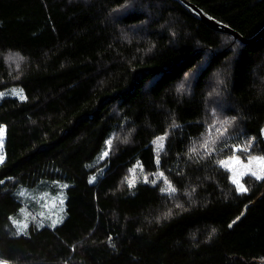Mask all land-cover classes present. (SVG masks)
I'll use <instances>...</instances> for the list:
<instances>
[{
	"label": "trees",
	"instance_id": "trees-1",
	"mask_svg": "<svg viewBox=\"0 0 264 264\" xmlns=\"http://www.w3.org/2000/svg\"><path fill=\"white\" fill-rule=\"evenodd\" d=\"M187 1L243 38L264 28V0ZM11 87L1 263L264 264V180L241 194L221 163L264 157V36L242 43L175 0H0ZM40 181L66 184L64 219L18 231V190Z\"/></svg>",
	"mask_w": 264,
	"mask_h": 264
},
{
	"label": "rangeland",
	"instance_id": "rangeland-1",
	"mask_svg": "<svg viewBox=\"0 0 264 264\" xmlns=\"http://www.w3.org/2000/svg\"><path fill=\"white\" fill-rule=\"evenodd\" d=\"M6 97H16L23 99V90L19 87H11L0 91V101ZM264 138V130H263ZM163 140H155V150L160 151L163 147ZM162 145V147H161ZM4 129H0V156L4 158ZM262 157L261 155H251L246 158L232 157L225 160L222 165L230 172L231 180L235 178L243 184L242 179L246 175H251L255 171L257 174L264 175V161L253 159ZM4 160V159H3ZM1 164V163H0ZM155 178L162 177L155 175ZM143 177L140 166H135L130 174V182L137 181ZM165 181V180H164ZM47 184V185H45ZM244 185V184H243ZM169 186L168 184L166 185ZM66 184L57 181H40L32 188H22L18 190L20 199L24 204V209L20 216L16 217V228L22 231L29 221H33L38 226H55L64 219V202ZM245 187V185H244ZM246 188V187H245ZM19 225V228L17 227ZM0 264H5L1 263Z\"/></svg>",
	"mask_w": 264,
	"mask_h": 264
},
{
	"label": "water",
	"instance_id": "water-1",
	"mask_svg": "<svg viewBox=\"0 0 264 264\" xmlns=\"http://www.w3.org/2000/svg\"><path fill=\"white\" fill-rule=\"evenodd\" d=\"M178 1L179 3L184 6V8L196 19L200 20L203 22L205 25H207L209 28H211L214 31L217 32H222V33H227L230 34L231 36L234 37V39H237L241 41L242 43L248 44L253 41H256L258 39H261L264 36V28L254 37L250 39L243 38L239 33H237L235 30L225 26L224 24L218 22L217 20L213 19L210 17L208 14L203 12L201 9H199L197 6L194 4L190 3L187 0H175Z\"/></svg>",
	"mask_w": 264,
	"mask_h": 264
},
{
	"label": "snow or ice",
	"instance_id": "snow-or-ice-1",
	"mask_svg": "<svg viewBox=\"0 0 264 264\" xmlns=\"http://www.w3.org/2000/svg\"><path fill=\"white\" fill-rule=\"evenodd\" d=\"M184 90H185V85L182 83V84H180V85L178 86V88H177V92H183ZM225 123H228V121H225ZM163 139H164V137H158V138H157V140H160V141H162ZM106 143H107L108 145H111V140L107 141ZM154 143H155V141H154ZM249 145L251 146V141L249 142ZM161 147H162V145H161ZM104 155L107 156L108 153L105 152ZM3 159H4L3 156H0V163L3 162ZM253 159H259V160L264 161V157H259V158H257V157H253ZM158 162H159V160H157V163H158ZM221 163H223V162H221ZM251 175H252L253 177H255V179H257V180H264V175L257 174V172H255V171L251 172ZM93 180H95V177H93L89 182L91 183ZM146 182H147V181H146ZM0 183H2V181H0ZM232 183H233V185L236 186V191H237V192L243 194V193H245V192L247 191V189L244 187L243 184H241V183L239 182V180H237V179H235V178H232ZM130 186H131V184H130ZM161 191H162V192H166V193H168L169 195H171V194L175 193L176 189H175L174 187H172V186L169 184L168 187H166V188H162ZM237 219H239V218H237ZM13 223L16 224V221H13ZM233 223H235V221H233ZM17 227L19 228V225H17ZM24 227L26 228L27 225H24ZM229 227H231V224L229 225Z\"/></svg>",
	"mask_w": 264,
	"mask_h": 264
}]
</instances>
